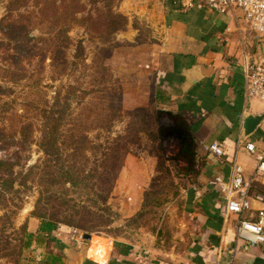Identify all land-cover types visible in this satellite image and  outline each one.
<instances>
[{
	"label": "rangeland",
	"instance_id": "rangeland-1",
	"mask_svg": "<svg viewBox=\"0 0 264 264\" xmlns=\"http://www.w3.org/2000/svg\"><path fill=\"white\" fill-rule=\"evenodd\" d=\"M105 1L0 0V158L19 152L23 167L51 160L44 158L36 141L43 124L61 118L60 162L84 170L94 186L89 193L66 184L65 198L81 203L107 194L93 209L95 214L57 206L59 214L53 215L66 234L56 231L59 235L50 240L38 236L24 246L23 224L36 235L29 231V221L39 222L30 214L37 193L24 190L21 209L14 211L9 204L8 214L0 210V264H60L58 244H87L84 233L91 234L89 250L95 253L108 254L109 241L121 242L134 245L136 261L142 255L153 264H179L194 241L188 227L195 218L185 211L186 196L198 186L203 159L197 154L193 170L187 171L178 155L181 137H157L156 131L151 135L156 124L169 128L172 121L167 115L156 117L164 109L156 94L154 52L137 50L145 43L159 44L153 24L161 17V0H111L110 9L125 18L122 28L111 34L102 32L108 20ZM83 17L87 20L79 22ZM78 42L84 65L75 59L71 64ZM107 53L106 72L99 64ZM116 85L123 109L110 122L104 120L102 105L110 97L114 101ZM113 148L120 149V162L110 174Z\"/></svg>",
	"mask_w": 264,
	"mask_h": 264
},
{
	"label": "crops",
	"instance_id": "crops-1",
	"mask_svg": "<svg viewBox=\"0 0 264 264\" xmlns=\"http://www.w3.org/2000/svg\"><path fill=\"white\" fill-rule=\"evenodd\" d=\"M161 8V17L153 24L159 44L145 43L137 50L154 52L159 104L185 117L203 159L198 186L186 196L185 211L195 218L188 227L194 241L179 264H264V244L245 250L241 241L235 242L239 215L225 211L210 184L215 176L228 177L234 163L242 164L246 174L254 171L257 162L245 150V140L264 149V102L246 96L243 70L258 51L256 35L239 10L225 14L197 0H161ZM247 113L260 114L262 120L249 137L242 138L241 120ZM213 140L223 143L222 157L203 149L202 144ZM253 189L264 191V175L254 178ZM259 208L264 204L252 201L245 215L253 218ZM38 226L39 222L29 221L30 232ZM56 231L65 233L58 228L51 239L59 235ZM75 241L58 244L60 264H136L134 245L107 240L111 248L104 254L89 250L90 238L85 239L87 244Z\"/></svg>",
	"mask_w": 264,
	"mask_h": 264
},
{
	"label": "trees",
	"instance_id": "trees-1",
	"mask_svg": "<svg viewBox=\"0 0 264 264\" xmlns=\"http://www.w3.org/2000/svg\"><path fill=\"white\" fill-rule=\"evenodd\" d=\"M95 2V0H93ZM100 1V0H96ZM103 1V0H101ZM113 1V0H112ZM105 6L108 8L107 14V22L105 28L102 32H107L108 34L114 33L117 30L121 29L124 25V16L120 13H116L110 9L111 0H107L104 2ZM87 20V17L81 18L79 22H83ZM95 31L99 29L98 27L93 28ZM68 31V28L65 30ZM101 32V33H102ZM115 45H112L111 48H114ZM67 48V46H66ZM111 53V52H110ZM110 53H107L103 59L101 60L100 67L103 68L104 71H108L109 66L103 65L104 58L108 57ZM66 62H69L67 58H65ZM79 61V63L84 65V53L83 46L80 42L76 44L75 53L72 55L71 64H75V60ZM104 73V72H103ZM102 83V82H101ZM105 87V86H103ZM114 101L112 97H110V103H106L102 105L103 110H106V114H104V120L110 121L114 116H119L120 112H122V91L120 85H116L114 88ZM158 95V92H156ZM159 96V95H158ZM66 109H69V105L65 106ZM131 112L128 111L129 115ZM161 115H167L171 121L172 125L169 128H163L160 125L157 126L156 129L151 132H155L157 137L165 136L170 133H173L179 137H181L180 147H179V157L184 162L187 163L186 170L192 171L195 165L196 155H197V144L195 143L194 137L190 131L189 124L185 117L179 112H172L170 110H158L156 111V117ZM62 122L63 120L60 118H51L47 121L46 124H43V128L41 130V134L39 139L36 141V145L40 152H42L44 158H51V160H41L37 163L27 165L26 167L19 166L21 153L14 152L11 156L5 155V157L0 158V210H4L3 214H8L10 210H8L9 204L14 207V211L21 209L23 201L20 198V194L25 190L34 189L37 193L33 210L30 214L37 217L39 219V226L36 235H33L27 231L26 224H23V236L21 237L24 240V246H28L30 240L34 238L37 239L38 236L44 237L45 239H51L52 234L58 228H62V225H59L62 221L57 218L53 214H59L56 209L57 206H62V204L66 205L69 210H73L75 214H95L93 209L97 206V203L105 202L106 195L105 192L102 194L97 193L98 200H92L85 202H74L65 198V185L69 184V186L75 191H91L93 192L94 186L89 184L90 175H85V171L82 169H74L71 167H65L60 162L61 153V133H62ZM103 125L104 122H101ZM109 127V126H108ZM109 130V129H107ZM108 154H104L105 162H109L107 158ZM120 155V149L113 148L111 153L109 154L111 160L109 162H114L113 167L110 166V169L107 170V173L110 171V174L117 170V166L120 162L118 159ZM52 162L49 164L48 162ZM17 167V170H16ZM16 184V186L14 185ZM264 194V191L258 190ZM18 200H14V197ZM60 199L62 201H60ZM59 200L60 202H53ZM71 201V202H70ZM96 201V202H95ZM51 204V206H50ZM147 204L145 201L144 206ZM8 210V211H7ZM12 212L13 209L11 210ZM75 211V212H74ZM67 232L70 231L68 226ZM82 229L88 230L90 226H81ZM63 229V228H62ZM59 262L61 263V258Z\"/></svg>",
	"mask_w": 264,
	"mask_h": 264
},
{
	"label": "built area",
	"instance_id": "built-area-1",
	"mask_svg": "<svg viewBox=\"0 0 264 264\" xmlns=\"http://www.w3.org/2000/svg\"><path fill=\"white\" fill-rule=\"evenodd\" d=\"M205 6L221 13L239 10L243 19L258 40L256 56L245 62V93L248 98L264 102V0H197ZM245 150L256 159V166L251 174H246L242 164L234 163L228 177L215 176L210 184L223 200L228 213L239 215L235 226V242L241 241L240 247L264 244V209L259 208L253 218L245 213L251 209L252 201L264 204V194L253 189L256 176L264 175V149H258L253 141L245 140ZM207 152L217 157L224 155V145L218 140L202 144ZM75 233V231H73ZM74 235V234H73ZM80 234L78 237H82ZM136 264H153L147 256L140 255Z\"/></svg>",
	"mask_w": 264,
	"mask_h": 264
},
{
	"label": "water",
	"instance_id": "water-1",
	"mask_svg": "<svg viewBox=\"0 0 264 264\" xmlns=\"http://www.w3.org/2000/svg\"><path fill=\"white\" fill-rule=\"evenodd\" d=\"M262 120V115H252V114H245L241 120V136L242 138H247L251 135L255 128L259 125ZM85 239L91 238L90 233H84L83 236Z\"/></svg>",
	"mask_w": 264,
	"mask_h": 264
}]
</instances>
